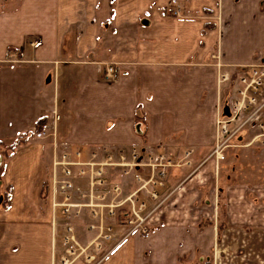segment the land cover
<instances>
[{"label": "crops", "instance_id": "0c3cea01", "mask_svg": "<svg viewBox=\"0 0 264 264\" xmlns=\"http://www.w3.org/2000/svg\"><path fill=\"white\" fill-rule=\"evenodd\" d=\"M172 1L4 0L0 264H65L66 219L53 206L51 191L45 192L55 153L65 147L85 154L147 144L175 156L193 150L189 164L179 160L171 169L170 199L148 237L131 235L108 253L125 234L112 221V238L101 239L97 250L91 242L98 231L90 228L93 219L86 213L75 222L78 249L69 264H194L198 251L216 237V228L200 221H217V211L201 212V202L209 208L216 198H264V190L228 179L212 186L209 173L216 161L205 160L219 140L217 121L227 116L237 86L222 74L235 77L234 67L264 57V0H177L176 6ZM177 6L180 15L174 13ZM109 63L123 70L117 80L103 76ZM41 117L54 124L53 135L34 136ZM244 137L232 140L235 148L227 147L225 158L240 147L241 156L259 155L242 144ZM19 138L26 141L12 150ZM111 178L125 193L138 187L122 169ZM7 189L10 199L4 201ZM88 254L95 258L88 262ZM202 256L201 264L209 261Z\"/></svg>", "mask_w": 264, "mask_h": 264}, {"label": "built area", "instance_id": "2783aa9c", "mask_svg": "<svg viewBox=\"0 0 264 264\" xmlns=\"http://www.w3.org/2000/svg\"><path fill=\"white\" fill-rule=\"evenodd\" d=\"M171 5L176 6L177 0H173ZM180 12L177 6L174 13L180 15ZM122 73L121 66L109 63L104 67L103 76L108 81H114L120 78ZM235 74V77H232L226 72L221 76L222 80H232L237 86L230 99L227 116L217 121L219 140L210 157L215 155L218 161L225 159L224 151L227 147H232V140L242 135L248 136L250 131H256V134L248 145L257 139L264 145V57L255 63L237 66ZM50 121L48 119L38 129L34 127L36 138H45L53 128L55 129ZM192 152V149H182L181 156H177L178 160L187 164ZM82 154H85L84 149L71 150L69 147L63 148L59 153L56 152L52 161V173L48 179V191L50 190L53 195V206L60 207L66 219L63 244L67 256L62 258L65 264H69V256H75L78 249L75 222L81 216V207L89 205L87 201L81 202L83 198L90 199L92 192L95 191L98 193L99 205H103V200H111V208L107 211L110 222L106 225H90L91 229L98 231L95 240L91 242L95 244L97 250L102 248L101 239L112 238V221L125 229V234L109 249L108 253H110L131 235L148 237L151 234L153 227L159 222L163 204L169 197L168 194H171L169 192L164 195L169 169L178 165L169 150L153 144L134 145L129 150L118 151L104 146L100 150H90L86 160L82 159ZM99 154L103 155L101 161L97 160ZM109 167L122 169L125 174L133 172L138 187L131 194H125L120 182L114 180L109 182ZM78 179L88 180V191L83 190L77 183ZM140 193L147 194V197L142 198ZM108 194L111 198H107ZM114 200L117 203L112 202ZM154 220L157 223H154ZM81 252L83 249L80 250ZM94 258V255H87L88 262Z\"/></svg>", "mask_w": 264, "mask_h": 264}, {"label": "rangeland", "instance_id": "374dc122", "mask_svg": "<svg viewBox=\"0 0 264 264\" xmlns=\"http://www.w3.org/2000/svg\"><path fill=\"white\" fill-rule=\"evenodd\" d=\"M3 2L4 0H0V8L1 5H3ZM236 68L234 67L233 75L235 74ZM255 134L256 131H250L248 136H246L247 138L244 137L245 140L244 142H242V144L247 147H253L254 150L259 152V155H256L255 152L252 155L241 156L240 153L243 152V149L240 147L239 151L234 152V154H228V156H226L221 164L220 171H217L216 169L219 166L216 156L214 155L210 157L211 153L206 156L205 160L209 157L211 158L209 160L211 165H213L212 161H216L214 164V166L216 167L214 169V172L209 173L211 182H213L212 186H220L221 184L225 183V180L227 182L228 179V182H230L231 184L243 183L248 185L249 188L259 189L260 191L264 190V145L260 141H258V139L255 140L251 145H248ZM96 150L100 149L96 148ZM82 156L83 160H86L89 157L88 153L84 155L82 154ZM173 156L176 162L179 161L177 156ZM200 157L202 158V156ZM118 158L119 156L117 155V159ZM97 160H103V155L99 154L97 156ZM189 163L190 161L187 164ZM225 163H228L227 167ZM237 167H239V171L234 170ZM172 168L169 169V176ZM116 170L117 167H109V182L113 181L111 175H114ZM51 173L52 169L48 176V179L50 178ZM130 173L133 175V172ZM80 181L82 182V184L80 185L82 186L83 190L88 191V180L82 179ZM120 184L122 185L121 182ZM47 188L48 181L47 187H45L46 193ZM167 189L168 193L171 192V187ZM205 189L208 188H203V191H205ZM125 194L128 195V193ZM129 194H131V192ZM168 195L169 197L171 196V194ZM141 197L146 198L147 194L142 193ZM107 198H111L110 194H108ZM123 198H125V196H123ZM216 200L217 203L208 205L209 208H207V206L202 207L203 202L200 203L201 212L217 211L218 214L217 221H213L211 217H206V219H201L200 221L202 224H204L205 227L208 226V228H210L212 226L216 228V237L214 242H210L206 250L198 251L199 256L205 255L202 256L203 258L201 259L205 260L208 258L209 260L206 261V263L204 261V263L202 264H264V198H216ZM85 201H87L89 205H87L86 207H81V216L88 213L93 219L90 221H93L92 224H94L95 226L101 224L106 225L110 222L107 217V211L108 208H111V200H103V205H99L98 193L93 191L90 199L89 197H87L81 200V202ZM179 201L181 202V200ZM112 202L117 203L116 200ZM180 202L179 205H181ZM125 208L127 209V207ZM183 209L186 208L183 207ZM222 212H227V214L230 215V218H227V215H223ZM154 223H157V221L154 220ZM208 233L209 235H211V232ZM209 235H207V239H209ZM199 256L196 257L194 264H201V260L199 261ZM63 257L64 255L61 257V259Z\"/></svg>", "mask_w": 264, "mask_h": 264}, {"label": "trees", "instance_id": "16d2710c", "mask_svg": "<svg viewBox=\"0 0 264 264\" xmlns=\"http://www.w3.org/2000/svg\"><path fill=\"white\" fill-rule=\"evenodd\" d=\"M47 120H48L47 117H41V118L37 121L35 127H36L37 129L40 128L41 125H42L43 123H45ZM33 134H34V131H33ZM25 141H26V138H19L18 140H16V141L14 142L13 146L11 147V149L13 150L14 147H15L16 145L21 144V143H23V142H25ZM7 155H8V154H7ZM3 198H4V201H9V199H10V189H7V190L5 191V194L3 195Z\"/></svg>", "mask_w": 264, "mask_h": 264}]
</instances>
